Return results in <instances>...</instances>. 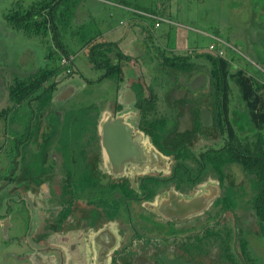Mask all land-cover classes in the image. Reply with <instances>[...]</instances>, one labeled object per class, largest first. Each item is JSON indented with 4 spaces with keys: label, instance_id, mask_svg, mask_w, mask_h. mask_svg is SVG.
I'll list each match as a JSON object with an SVG mask.
<instances>
[{
    "label": "flooded vegetation",
    "instance_id": "af4514ba",
    "mask_svg": "<svg viewBox=\"0 0 264 264\" xmlns=\"http://www.w3.org/2000/svg\"><path fill=\"white\" fill-rule=\"evenodd\" d=\"M130 47L139 58L147 52ZM148 48L154 60L110 56L108 76L87 60L100 75L71 74L81 87L54 80L50 106L30 111L32 131L21 126L16 147L1 151L14 153L17 177L0 180L14 182L25 207L23 218L0 207V252L13 264H240L264 237L245 173L211 165L226 142L217 138L210 64ZM72 101L83 108L82 130L61 142L59 109ZM12 220L24 223L19 234H9Z\"/></svg>",
    "mask_w": 264,
    "mask_h": 264
},
{
    "label": "rangeland",
    "instance_id": "374dc122",
    "mask_svg": "<svg viewBox=\"0 0 264 264\" xmlns=\"http://www.w3.org/2000/svg\"><path fill=\"white\" fill-rule=\"evenodd\" d=\"M39 1L0 0V110L2 111L10 108L7 87L14 78L25 79L38 68L60 64L63 59L61 56L59 62L57 61L59 52L50 34L44 37L27 36L6 27L4 16L9 11L16 9L17 5L26 9ZM248 2L249 5H243L244 12L238 15L236 11L238 9L235 8L237 5L229 4L230 0H68L63 6L71 10V16L64 18L63 26L61 29L58 27V34L54 40L62 46L63 50L70 52L68 58L71 60L73 69L67 68L68 73L67 69H62L55 81L70 78L68 83L74 82L82 86L81 80L76 76L70 77L69 74L79 73L90 76L91 69L86 66L85 55L88 46L81 50L79 47L83 38L94 34H101L102 37L99 39L107 42H117L120 39L121 51L130 55V59L154 60L157 53L152 48H148V45L156 44L159 48L166 49L168 56L188 55L191 60L203 63L205 61L196 58L195 54L207 53L208 43L210 39L215 40V36L205 35L215 33L221 37L222 41L228 43V47L222 46L219 50L221 56L229 60L232 70L240 69L249 76L259 73L264 75V62L260 59V56H264V0H248ZM154 5L158 11L165 8L159 17L141 11H148L154 8ZM59 9L60 7L57 12L61 11ZM223 10L226 16L218 15ZM150 19L155 21L152 27H148ZM142 27L146 29L143 30ZM215 28L218 30H214ZM168 29L174 37L169 42V46L166 45L165 39V32ZM147 32L152 41L148 39ZM138 43L145 44L147 50L142 53L141 59L130 47ZM192 45L196 49L190 48ZM211 45L217 49L216 45ZM48 52L53 55L52 60H46L45 56ZM96 74L100 75L99 72H91V76ZM110 86L111 83L106 82L105 87L101 86L103 89L101 93H104L105 89L108 90ZM94 89L98 92L96 85L88 88L92 91ZM231 92V108L241 111L242 103L235 88L231 87ZM76 99L82 100V95L77 96ZM21 126L23 130L27 127L31 131L35 126L30 109L25 104L17 109H10L5 122L0 121V179H4L7 175L14 176V180L17 177L16 168L13 169L14 165L11 162L13 159L14 163L16 162L14 153L10 151L4 155L2 152L8 151L13 141L19 139ZM239 177L237 175V178ZM0 194L3 195L0 197V207L5 205L11 211L20 213L23 218L25 207L22 201L19 205L17 204L18 195L15 192L14 182L0 180ZM12 222L13 226L9 234H19L24 223L20 226L15 224V220ZM252 228L255 229V227ZM246 250L247 254L242 256L244 260H241L240 264H264V237L251 240ZM4 254L5 252H0V264H13L10 257Z\"/></svg>",
    "mask_w": 264,
    "mask_h": 264
},
{
    "label": "trees",
    "instance_id": "16d2710c",
    "mask_svg": "<svg viewBox=\"0 0 264 264\" xmlns=\"http://www.w3.org/2000/svg\"><path fill=\"white\" fill-rule=\"evenodd\" d=\"M67 1L40 0L36 4L29 5L26 9L17 5L16 9L9 11L4 16L6 27L16 33L21 32V34L34 37H44L50 34L51 40L59 52L57 61L59 62L62 56L67 60V64L43 66L25 79L14 78L7 87L10 108L0 111V121L5 122L10 109H17L24 104L30 111L34 109L35 113L43 112L51 104V97L55 90L53 83L55 78L60 75L62 69L72 68L71 60L68 58L70 52L63 50L62 46L54 40L58 34V27L61 29L63 26L64 18L71 16V10L63 6ZM59 7L61 11L57 12ZM164 9L158 11L154 5V8H150L148 11H141L159 17ZM150 21L148 27H152L153 22L155 23L153 19ZM168 28L170 29V26ZM142 29L146 28L142 27ZM169 29L165 32L166 45L168 46L172 39ZM100 37H102L101 34H94L83 38L79 48L81 50L88 46L85 52L88 62L94 66L95 70L103 68L108 76L113 70L112 66L105 64L112 59L110 56L119 62L127 57L118 49L116 43L101 40ZM150 38L151 36L148 34V39L151 40ZM195 57L203 59L211 66V89L216 99L215 128L217 138L226 142L221 149L216 151L215 160L211 162V165L218 174L221 172L220 165L225 167L224 170H229L230 165H235L245 173L249 184V204L252 210L250 217L254 219L256 226L262 230L264 235V75L259 73V78H256L247 76L240 69L232 70L230 62L225 56L217 57L204 53L195 54ZM45 58L52 60L53 55L48 52ZM190 59L191 57L188 55H171L164 58V60L185 62ZM231 87L235 88L242 103L241 111L231 108ZM79 95L77 94L74 100ZM59 110L61 121L58 123L62 126L63 132L60 140L62 142L64 132L68 130L73 132L74 140L82 130L83 108L79 104H73L72 101ZM43 120L46 124V121L49 123L50 118L44 117ZM11 146L12 149L16 147V140ZM229 200L228 194L221 199L223 204L229 203Z\"/></svg>",
    "mask_w": 264,
    "mask_h": 264
},
{
    "label": "crops",
    "instance_id": "0c3cea01",
    "mask_svg": "<svg viewBox=\"0 0 264 264\" xmlns=\"http://www.w3.org/2000/svg\"><path fill=\"white\" fill-rule=\"evenodd\" d=\"M229 4H231V5H237V7H235V8H237L238 10H236V11H238L237 12V14L239 15V14H241V13H243L244 12V9H243V5H249V2H248V0H230V3ZM219 10L217 9V12H218ZM220 14H222L223 16H226L225 15V11L223 10V11H221L220 13H218V15H220ZM230 16V15H229ZM214 30H218V28H215ZM211 35H213V36H215L214 38H215V40L214 39H210L211 41L208 43L209 45H211V44H214V45H216V47H217V49L219 50L220 48L222 49V46L224 47V46H227L228 47V43H226V42H224V41H222V39H221V37L219 36V35H217V34H213V33H211V34H206L205 36H210L211 37ZM172 37H173V35H172ZM173 39H174V37H173ZM122 42V41H121ZM120 42V39L119 40H117V42H114V43H116L117 44V47L119 48V50H121V43ZM176 44V43H175ZM173 46H174V42H173ZM190 48H193V49H196V47H194L193 45L190 47ZM198 49V48H197ZM225 49V48H224ZM223 51V50H222ZM225 51V54L224 55H226V50H224ZM122 52V51H121ZM123 53V52H122ZM124 54V53H123ZM260 59L261 60H263V62H264V56H260ZM248 76V75H247ZM253 77H256V78H259V76H258V74H256V75H253ZM2 110V109H1ZM0 110V111H1Z\"/></svg>",
    "mask_w": 264,
    "mask_h": 264
},
{
    "label": "built area",
    "instance_id": "2783aa9c",
    "mask_svg": "<svg viewBox=\"0 0 264 264\" xmlns=\"http://www.w3.org/2000/svg\"><path fill=\"white\" fill-rule=\"evenodd\" d=\"M207 49H208L207 50V54L212 55V56L222 57L221 56V51L218 50V49H215V47L213 45H209ZM66 64H67V60L63 58L60 61V65L63 66V65H66ZM66 72L68 73L69 70L67 69Z\"/></svg>",
    "mask_w": 264,
    "mask_h": 264
},
{
    "label": "water",
    "instance_id": "95a60500",
    "mask_svg": "<svg viewBox=\"0 0 264 264\" xmlns=\"http://www.w3.org/2000/svg\"><path fill=\"white\" fill-rule=\"evenodd\" d=\"M44 124V123H43Z\"/></svg>",
    "mask_w": 264,
    "mask_h": 264
}]
</instances>
